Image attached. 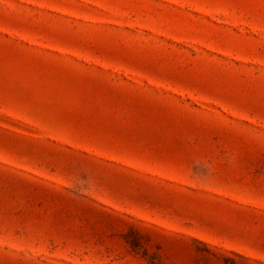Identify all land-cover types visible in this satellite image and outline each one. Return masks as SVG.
<instances>
[{"label":"rangeland","instance_id":"rangeland-1","mask_svg":"<svg viewBox=\"0 0 264 264\" xmlns=\"http://www.w3.org/2000/svg\"><path fill=\"white\" fill-rule=\"evenodd\" d=\"M0 264H264V0H0Z\"/></svg>","mask_w":264,"mask_h":264}]
</instances>
